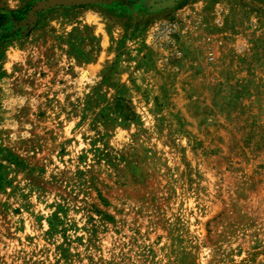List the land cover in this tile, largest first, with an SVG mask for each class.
<instances>
[{
  "label": "rangeland",
  "instance_id": "obj_1",
  "mask_svg": "<svg viewBox=\"0 0 264 264\" xmlns=\"http://www.w3.org/2000/svg\"><path fill=\"white\" fill-rule=\"evenodd\" d=\"M44 1L0 0V264H264V0Z\"/></svg>",
  "mask_w": 264,
  "mask_h": 264
},
{
  "label": "water",
  "instance_id": "obj_2",
  "mask_svg": "<svg viewBox=\"0 0 264 264\" xmlns=\"http://www.w3.org/2000/svg\"><path fill=\"white\" fill-rule=\"evenodd\" d=\"M93 2V0H47L37 3L33 7L31 14H33L35 11L45 10L55 6L79 5Z\"/></svg>",
  "mask_w": 264,
  "mask_h": 264
},
{
  "label": "trees",
  "instance_id": "obj_3",
  "mask_svg": "<svg viewBox=\"0 0 264 264\" xmlns=\"http://www.w3.org/2000/svg\"><path fill=\"white\" fill-rule=\"evenodd\" d=\"M0 18H3L2 16H0Z\"/></svg>",
  "mask_w": 264,
  "mask_h": 264
},
{
  "label": "bare ground",
  "instance_id": "obj_4",
  "mask_svg": "<svg viewBox=\"0 0 264 264\" xmlns=\"http://www.w3.org/2000/svg\"><path fill=\"white\" fill-rule=\"evenodd\" d=\"M172 1H170V3H171Z\"/></svg>",
  "mask_w": 264,
  "mask_h": 264
}]
</instances>
